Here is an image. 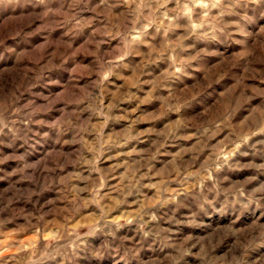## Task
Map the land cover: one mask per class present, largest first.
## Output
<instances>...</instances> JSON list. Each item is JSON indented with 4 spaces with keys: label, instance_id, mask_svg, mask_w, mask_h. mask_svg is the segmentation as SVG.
<instances>
[{
    "label": "clouds",
    "instance_id": "9594fccd",
    "mask_svg": "<svg viewBox=\"0 0 264 264\" xmlns=\"http://www.w3.org/2000/svg\"><path fill=\"white\" fill-rule=\"evenodd\" d=\"M0 264H264V0H0Z\"/></svg>",
    "mask_w": 264,
    "mask_h": 264
}]
</instances>
